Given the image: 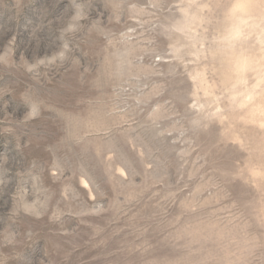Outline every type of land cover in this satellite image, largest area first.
Instances as JSON below:
<instances>
[{
    "label": "rangeland",
    "instance_id": "rangeland-1",
    "mask_svg": "<svg viewBox=\"0 0 264 264\" xmlns=\"http://www.w3.org/2000/svg\"><path fill=\"white\" fill-rule=\"evenodd\" d=\"M246 2L0 0V264H264Z\"/></svg>",
    "mask_w": 264,
    "mask_h": 264
},
{
    "label": "clouds",
    "instance_id": "clouds-1",
    "mask_svg": "<svg viewBox=\"0 0 264 264\" xmlns=\"http://www.w3.org/2000/svg\"><path fill=\"white\" fill-rule=\"evenodd\" d=\"M226 16L229 21L228 26L218 39L221 44L234 47L246 38L250 30L246 0H233L232 5L226 11Z\"/></svg>",
    "mask_w": 264,
    "mask_h": 264
},
{
    "label": "bare ground",
    "instance_id": "bare-ground-1",
    "mask_svg": "<svg viewBox=\"0 0 264 264\" xmlns=\"http://www.w3.org/2000/svg\"><path fill=\"white\" fill-rule=\"evenodd\" d=\"M251 17L258 18V22L257 23H259L260 21L264 20V5L262 6V10L261 11H258L256 14H252Z\"/></svg>",
    "mask_w": 264,
    "mask_h": 264
}]
</instances>
